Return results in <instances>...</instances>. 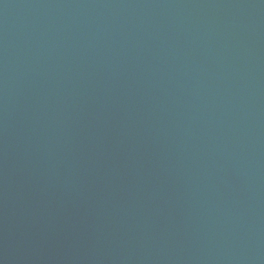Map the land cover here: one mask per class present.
Instances as JSON below:
<instances>
[{
    "label": "water",
    "instance_id": "water-1",
    "mask_svg": "<svg viewBox=\"0 0 264 264\" xmlns=\"http://www.w3.org/2000/svg\"><path fill=\"white\" fill-rule=\"evenodd\" d=\"M0 264H264V0H0Z\"/></svg>",
    "mask_w": 264,
    "mask_h": 264
}]
</instances>
